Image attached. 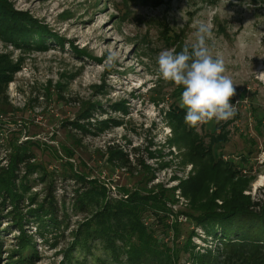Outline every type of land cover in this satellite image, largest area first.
<instances>
[{
    "label": "rangeland",
    "instance_id": "rangeland-1",
    "mask_svg": "<svg viewBox=\"0 0 264 264\" xmlns=\"http://www.w3.org/2000/svg\"><path fill=\"white\" fill-rule=\"evenodd\" d=\"M9 2L53 36L46 37V49L22 50L0 39V56L5 54L19 64L6 98L0 97V165H7L10 141L35 142L38 162L54 181L49 187V180L40 181L39 173L30 175L26 196L41 201L54 187L59 215L64 225L69 224L65 230L47 227L43 238L36 231L34 218L30 219L27 231L34 237V264H59L62 250L70 244L71 229L86 216L73 208L74 189L79 186L72 180L73 172L103 184L110 197L124 198V192H143L145 187L177 186L194 169L191 163L182 165L184 149L169 143L173 130L168 114L180 105L183 89L159 76L157 56L164 49L179 52L185 43L194 41L198 20L211 25L213 39L208 44L214 55L222 56L225 74L236 84L232 97L235 115L222 121L232 120L229 140L220 145L223 159L240 162V154L250 150L247 162H241L253 177L246 193L255 200L264 199V139L249 114L253 105L264 107V0ZM111 53L117 58L109 62ZM87 108L95 109V119L90 122L111 121L103 132L82 135L71 128L69 122L76 121ZM198 129L202 131L200 125ZM109 146L122 149L131 158L132 149H137L144 167L137 165L131 174L110 164ZM175 196L178 203L173 210L178 214L169 222L174 225L178 218L181 240L194 229L197 246L214 247L216 242L180 212L188 201L179 189ZM154 224L159 239L170 242L175 232L167 237L161 224ZM0 228V264H10L19 232L10 222L2 221ZM92 252L87 264H103L101 251Z\"/></svg>",
    "mask_w": 264,
    "mask_h": 264
},
{
    "label": "trees",
    "instance_id": "trees-1",
    "mask_svg": "<svg viewBox=\"0 0 264 264\" xmlns=\"http://www.w3.org/2000/svg\"><path fill=\"white\" fill-rule=\"evenodd\" d=\"M46 37L53 36L31 16L15 10L9 0H0L1 40L22 50L46 49ZM17 70L19 64L13 63L5 54L0 56V97L6 98V90ZM230 102L234 104L235 100L231 98ZM119 109L124 111L123 107ZM92 111L95 109H85L81 117L69 122L71 128L82 135L103 132L111 121L90 122L95 119ZM249 114L264 139V107L253 105ZM168 115L173 130L169 143L184 149L182 165L191 163L194 167L187 179L180 180L174 187L155 185L145 187L143 192H124V198H113L103 184L73 172L72 180L79 185L74 189L73 208L86 216L71 229L70 244L62 250L63 258L59 264H87V256L93 257L94 250L101 251L103 264H264V199L255 200L246 193L253 177L241 164L247 162L252 152L241 153L242 161L235 162L225 161L220 149V145L229 140L228 126L232 120L214 121V125L213 121L208 122L209 125L198 124L202 129L199 131L198 125L192 127L185 123L186 109L177 106ZM82 120L86 122L82 123ZM67 133L69 135V131ZM204 136L209 140L206 141ZM9 147L5 159L7 165H0V226L2 221L10 222L19 232L8 262L34 264L37 252L34 237L27 231L30 219L34 218L36 231L43 238L46 237L43 230H65L69 224L64 225L59 215L54 187L41 201L35 196H26L30 190V175L39 173L40 181L49 180V187L54 181L42 162H38V145L29 140H13ZM108 149L110 164L131 174L137 165L144 167L137 149H132L134 158L122 149L111 146ZM177 189L188 201L187 208L180 212L216 242L214 247L197 246L193 242L197 235L194 229L181 240L178 218L174 225L170 224L172 215L178 214L173 210L178 203ZM154 221L161 224L167 237L170 232H175L170 242L159 239ZM1 232L3 229L0 228V235ZM2 245L0 238V251Z\"/></svg>",
    "mask_w": 264,
    "mask_h": 264
},
{
    "label": "clouds",
    "instance_id": "clouds-1",
    "mask_svg": "<svg viewBox=\"0 0 264 264\" xmlns=\"http://www.w3.org/2000/svg\"><path fill=\"white\" fill-rule=\"evenodd\" d=\"M194 27V41L185 43L179 52L164 49L157 56L159 76L182 86L179 106L186 109L185 123L192 127L231 119L235 107L230 100L236 94L222 56L214 55L208 44L213 39L211 25L198 20ZM116 58L117 54L111 53L108 60Z\"/></svg>",
    "mask_w": 264,
    "mask_h": 264
}]
</instances>
